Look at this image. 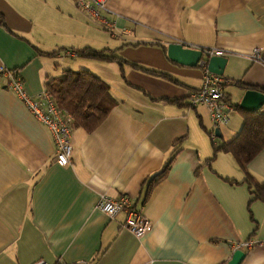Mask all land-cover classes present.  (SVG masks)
<instances>
[{
	"label": "crops",
	"instance_id": "0c3cea01",
	"mask_svg": "<svg viewBox=\"0 0 264 264\" xmlns=\"http://www.w3.org/2000/svg\"><path fill=\"white\" fill-rule=\"evenodd\" d=\"M106 6L112 31L75 0H0V69L19 76L29 96L65 70H85L117 102L92 133L73 129L71 165L59 167L50 132L0 72V264H226L245 241L255 245L241 264H264V204L249 203L242 170L215 151L243 125V93L264 94V0ZM170 43L224 53L222 92L234 108L225 125L215 129L206 107L189 105L203 71L169 61ZM256 49L263 60L250 59ZM84 50L113 52L122 63L77 57ZM173 152L145 200L149 178ZM247 169L264 183V150ZM102 197H128L150 231L134 237L126 212L110 218L98 208Z\"/></svg>",
	"mask_w": 264,
	"mask_h": 264
},
{
	"label": "built area",
	"instance_id": "2783aa9c",
	"mask_svg": "<svg viewBox=\"0 0 264 264\" xmlns=\"http://www.w3.org/2000/svg\"><path fill=\"white\" fill-rule=\"evenodd\" d=\"M106 4L107 0H75L77 8L86 15L91 23L103 30L112 31L114 29V24L106 17L107 14H109ZM189 48L192 49V47ZM193 49L202 53V57L198 62V67L202 69L203 77L200 89L190 94L189 105L191 107H206L209 112L211 123L216 129L220 125H225L228 122L229 113L233 111L234 108L229 105L226 101V97L223 95V78L207 71L206 60L213 56L224 57V53L214 49ZM250 59L253 61L263 60L261 58V51L258 49L254 50ZM0 72L8 78V89L21 100L30 114L50 132L55 147V160L57 165L59 167L70 166L72 151L71 138L73 131L70 125V116L65 115L57 109L53 100L45 90H42L37 96H29L19 76L7 72L2 68ZM211 139L212 141L215 139L213 131L211 132ZM98 208L110 218L121 211L126 212L124 228L136 238L143 237L151 229V224L133 208L128 197H120V199L116 201L110 200L107 197H102ZM254 245L255 242L252 241L239 242L234 244L233 249L243 251L244 249H251ZM32 264L48 263L40 260Z\"/></svg>",
	"mask_w": 264,
	"mask_h": 264
},
{
	"label": "trees",
	"instance_id": "16d2710c",
	"mask_svg": "<svg viewBox=\"0 0 264 264\" xmlns=\"http://www.w3.org/2000/svg\"><path fill=\"white\" fill-rule=\"evenodd\" d=\"M165 50L163 48L164 52ZM77 57L122 63L118 56L106 50L99 52L84 50L77 52ZM148 72L157 74L154 71ZM45 88L57 109L70 116L72 129H81L87 134L92 133L104 122L117 103L111 95L109 85L85 70L78 72L65 70L60 77L48 82ZM236 107L242 116L243 125L230 141L219 144L215 151L231 155L242 170L244 179L241 183L248 188L251 196L249 203L260 201L264 204V183L258 181L247 169L248 164L264 150V111L262 108L258 112L247 113ZM175 154L176 152H173L161 170L149 178L145 200L152 190L165 180Z\"/></svg>",
	"mask_w": 264,
	"mask_h": 264
},
{
	"label": "water",
	"instance_id": "95a60500",
	"mask_svg": "<svg viewBox=\"0 0 264 264\" xmlns=\"http://www.w3.org/2000/svg\"><path fill=\"white\" fill-rule=\"evenodd\" d=\"M166 56L172 63L188 68L198 67V62L202 53L191 49L180 43H170L167 45ZM224 57H210L206 60V69L209 73L223 77L226 65ZM264 107V94L260 91L246 90L238 104V109L247 113H255ZM246 254L241 250H235L226 264H241Z\"/></svg>",
	"mask_w": 264,
	"mask_h": 264
},
{
	"label": "rangeland",
	"instance_id": "374dc122",
	"mask_svg": "<svg viewBox=\"0 0 264 264\" xmlns=\"http://www.w3.org/2000/svg\"><path fill=\"white\" fill-rule=\"evenodd\" d=\"M98 31L102 32V30H100V29H98ZM263 111H264V107H263ZM209 128H211V124H209Z\"/></svg>",
	"mask_w": 264,
	"mask_h": 264
}]
</instances>
